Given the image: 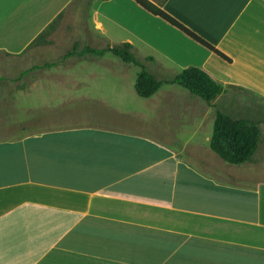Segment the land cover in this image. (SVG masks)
<instances>
[{"label":"crops","instance_id":"crops-1","mask_svg":"<svg viewBox=\"0 0 264 264\" xmlns=\"http://www.w3.org/2000/svg\"><path fill=\"white\" fill-rule=\"evenodd\" d=\"M71 7L74 18L83 13L86 42L58 62L46 31L57 34ZM161 7L230 61L134 0H0V52L19 55L35 39L36 67L51 74L41 104L58 114L112 104L122 116L113 104L124 101L146 109L132 113L143 128L76 125L0 139V264H264L262 130L250 160L228 163L210 148L213 106L166 82L198 66L225 86L218 107L226 96L246 114L221 110L264 121V0ZM123 42L152 57L145 68L164 80L149 97L135 91L140 66L110 51L80 54ZM150 108L164 122L146 121Z\"/></svg>","mask_w":264,"mask_h":264},{"label":"rangeland","instance_id":"rangeland-1","mask_svg":"<svg viewBox=\"0 0 264 264\" xmlns=\"http://www.w3.org/2000/svg\"><path fill=\"white\" fill-rule=\"evenodd\" d=\"M65 14L63 17V14L61 15L62 19L52 29L57 31V34L51 36V29L46 31L49 33L47 47L55 50V59L59 58L62 52L72 50L74 44L79 49L86 42L83 34V13L74 18L75 8L71 7ZM46 33H43V38ZM37 44V41L32 43L26 51L19 55L0 52V139L14 138L46 128L76 125L145 127V124H141L137 119L138 115L135 117V114H132L135 113L133 111L146 110L145 106L141 109V105L137 103L124 101L113 104L120 110L128 112L127 115L122 116L119 115L120 113L108 111V107L111 108L112 104H101L102 107L99 108L87 107L77 113L64 114H58L48 109L50 107L45 104H41L38 98V94H41L40 85L43 79L51 78V74L44 73L40 67H36L41 62L34 51ZM59 59L56 60L59 62L63 57ZM37 83H39V88L36 87ZM220 107L234 116L246 114L242 109V104L241 107H235L228 102L226 96L222 97ZM160 117L158 111L155 112L150 108V119L146 121L150 120L153 124L164 122ZM258 122L264 134V121ZM167 128L174 130L177 135L181 126L173 122ZM262 137L264 141V135Z\"/></svg>","mask_w":264,"mask_h":264},{"label":"trees","instance_id":"trees-1","mask_svg":"<svg viewBox=\"0 0 264 264\" xmlns=\"http://www.w3.org/2000/svg\"><path fill=\"white\" fill-rule=\"evenodd\" d=\"M76 1L78 0H74V2ZM134 1L151 14L159 16L221 58L230 61V58L222 51L215 48L208 41L167 13L161 7V3L164 0H160L157 3L151 0ZM34 42L35 39L32 43ZM107 51L120 57L125 63H133L141 67L134 85L135 91L140 97L151 96L164 83V80L156 78L145 68L144 62L146 60H153L152 57L143 59L138 57L129 42H123L113 46L107 45L102 48L84 46L80 54L88 53L94 56H101ZM47 65L50 66L52 64ZM166 82L175 83L184 87L191 94L202 98L206 103L213 106L214 121L210 138V148L221 159L231 164H239L251 159L256 151L260 137V123L244 117H234L218 107L214 101L225 91V86L222 83L215 80L210 74L198 66H188L166 80Z\"/></svg>","mask_w":264,"mask_h":264}]
</instances>
